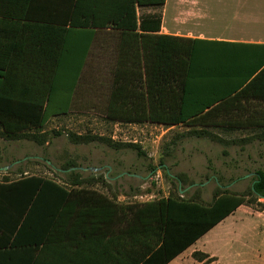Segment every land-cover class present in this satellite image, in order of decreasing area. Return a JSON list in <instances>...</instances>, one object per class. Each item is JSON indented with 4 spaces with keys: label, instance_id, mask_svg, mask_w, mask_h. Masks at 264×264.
Returning a JSON list of instances; mask_svg holds the SVG:
<instances>
[{
    "label": "crops",
    "instance_id": "1",
    "mask_svg": "<svg viewBox=\"0 0 264 264\" xmlns=\"http://www.w3.org/2000/svg\"><path fill=\"white\" fill-rule=\"evenodd\" d=\"M76 1L0 0V64L21 67L41 60L42 49L58 51L49 61L60 55L63 64L74 69V73L60 76L58 82L70 81L68 86L49 81L43 89L46 93L52 92L49 111L65 115L107 114L112 85L124 62L120 52L129 51L128 65H131V53L137 44L124 41L122 32L115 28L116 19L121 17V0H83L81 10L75 9ZM136 13V33L148 36L147 44H152L155 37L208 42L209 63L220 73L212 75L200 87L199 97L203 101L199 106L209 104L201 110L200 120L177 126L147 121L140 124L114 122L116 129L123 132L127 128L145 134L154 129L163 130L164 134L176 129L210 131L211 143L218 145H264V75L251 87V80L241 85L245 76L264 58V0H165L160 8H136ZM142 21L147 32L140 28ZM158 21V32H149ZM73 23L96 27H77ZM22 76L15 77L17 82ZM128 80L132 89L131 75ZM151 80L159 82L161 89H169L163 79ZM172 83L177 85V81L172 80ZM238 86L240 89L235 90ZM20 87L16 86L17 94ZM128 107L133 106L130 103ZM199 108L202 107L193 110L200 111ZM250 131H256V136ZM147 138L146 134L143 139L131 142L144 145L150 141ZM101 206L94 207L102 210ZM117 212L116 218L121 217ZM105 217L100 212L97 221H104ZM86 220L90 219L82 220L83 227L76 234L67 228L59 234H45L38 228L41 219L33 221V231L25 229L17 236L20 243L16 248L0 250V264H84V249L93 251L100 247L95 243L105 232L101 224L84 226ZM122 228L117 223L112 226L115 236L109 244L103 241L108 255H100L101 262L113 264L116 257L120 258L119 252L130 250V238H123L119 233ZM84 230L93 232L88 237L93 244H84ZM196 253L208 256V260L197 261ZM169 264H264V212L239 207Z\"/></svg>",
    "mask_w": 264,
    "mask_h": 264
},
{
    "label": "trees",
    "instance_id": "2",
    "mask_svg": "<svg viewBox=\"0 0 264 264\" xmlns=\"http://www.w3.org/2000/svg\"><path fill=\"white\" fill-rule=\"evenodd\" d=\"M164 2L165 0L120 1L121 17L116 19L115 28L122 32L124 41H135L137 48L131 53V65H128L129 51L122 49L120 52L124 62L120 65L119 77L117 78L116 74L112 85L107 113V119L110 121L187 125L200 120L198 116L201 115V110L209 106H199L203 101L202 97H199L200 87L206 84L212 75L220 72L209 63L208 42L155 37L152 44H147L148 36L136 33V8H160ZM82 3L84 6L83 0H77L75 9H83ZM73 24L77 27H96ZM140 28L142 32H147L144 21L141 22ZM159 29L160 21L153 31L149 32H158ZM57 53L58 51L42 49L41 60L21 67L0 64V126L7 139H22L27 136L26 131L42 129L52 118L65 115L49 111L52 92L46 93L43 90L49 81L63 86L70 84L67 80L58 81L60 76L72 73L74 69L64 65L60 55L56 60L49 61ZM18 74L23 75L19 82L15 79ZM129 75L133 78L132 89ZM263 75L264 58L259 66L245 76L241 85L251 80V87ZM151 79H163L169 89H161L160 83ZM172 80L177 81V85L173 84ZM17 85L21 86L19 94L15 91ZM239 89L238 86L235 90ZM130 103L132 108L128 107ZM194 107L202 108H199L200 111H194ZM191 134L204 137L206 132L192 131ZM125 147L136 151L139 158L146 157V153L138 144H127ZM72 168L75 166L69 165L63 170L69 171ZM155 169L152 167L153 171ZM67 177L71 181L63 185L34 176L14 182H0V239H5L0 240V250L16 248L20 243L17 236L25 229L33 231L32 223L35 220L41 219L42 224L38 228L45 234H59L64 228L71 229L76 234L83 227L82 220L87 217L90 220L84 221V226L94 227L101 224L105 232L100 234L101 237H97L95 244L100 247L94 248L93 251L84 249V264H105L99 257L108 255V248L103 245V241L107 244L112 242L115 233L111 228L116 223L123 226L119 233L123 238H130L131 247L130 250L119 252L120 258L116 257L113 264H169L239 207L246 206L244 200L247 195L232 194L227 190L216 195L208 206L172 198L122 206L103 195L94 196L93 193L77 189L80 184L77 173H68ZM248 196H251L258 206H263L259 201L264 200V171L256 172ZM94 203L102 205V210L95 208L97 204ZM117 211L122 215L118 216L119 218H116ZM100 212L106 216L101 222L97 221ZM92 233L84 230V244H93L88 240ZM194 259L204 262L208 260V256L196 253Z\"/></svg>",
    "mask_w": 264,
    "mask_h": 264
},
{
    "label": "rangeland",
    "instance_id": "3",
    "mask_svg": "<svg viewBox=\"0 0 264 264\" xmlns=\"http://www.w3.org/2000/svg\"><path fill=\"white\" fill-rule=\"evenodd\" d=\"M205 132L204 139H198L192 130L146 131L150 141L137 143L146 157L139 158L125 145L143 139L145 132L127 128L120 132L106 113L61 115L17 140L7 139L0 126V168H7L0 171V182L34 176L63 185L71 181L67 174L75 172L80 177L77 189L103 195L117 205L172 198L208 206L227 190L247 195L246 206L264 211V200L258 206L248 196L256 172L264 171V145H218L211 143L210 131ZM69 165L77 170H63ZM80 168L102 170L95 173Z\"/></svg>",
    "mask_w": 264,
    "mask_h": 264
},
{
    "label": "water",
    "instance_id": "4",
    "mask_svg": "<svg viewBox=\"0 0 264 264\" xmlns=\"http://www.w3.org/2000/svg\"><path fill=\"white\" fill-rule=\"evenodd\" d=\"M7 168H0V171H5ZM81 170L83 171H92V172H98L100 171L101 169H94V168H89V169H83V168H80ZM77 169H71L70 171H75Z\"/></svg>",
    "mask_w": 264,
    "mask_h": 264
}]
</instances>
